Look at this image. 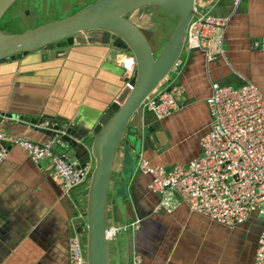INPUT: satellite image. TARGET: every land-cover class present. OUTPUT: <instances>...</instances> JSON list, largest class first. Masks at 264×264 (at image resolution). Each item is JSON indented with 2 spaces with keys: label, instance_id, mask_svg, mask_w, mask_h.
I'll list each match as a JSON object with an SVG mask.
<instances>
[{
  "label": "crops",
  "instance_id": "0c3cea01",
  "mask_svg": "<svg viewBox=\"0 0 264 264\" xmlns=\"http://www.w3.org/2000/svg\"><path fill=\"white\" fill-rule=\"evenodd\" d=\"M195 9L228 21L222 52L209 61L203 52L185 47L178 67L164 81L162 88L175 95L177 111L163 121L144 111L141 158L168 169L201 155L214 83H252L264 92V0H239L237 5L234 0H195ZM65 51H36L0 65V112L59 117L93 129L125 87L120 65L125 52L99 44ZM7 121L0 122V132L8 140L21 137L44 144L52 139ZM137 143V137L125 138L119 148L109 204L110 224L139 221L140 229L114 239L111 264H131L134 254L143 264H253L262 218L254 215L245 224L225 227L190 212L176 194L170 212L155 211L161 196L148 190L150 178L137 168L127 178ZM6 145L8 156L0 164V264H68L69 239L76 232V217L86 208L88 184L71 198L49 162L34 164L24 151Z\"/></svg>",
  "mask_w": 264,
  "mask_h": 264
},
{
  "label": "built area",
  "instance_id": "2783aa9c",
  "mask_svg": "<svg viewBox=\"0 0 264 264\" xmlns=\"http://www.w3.org/2000/svg\"><path fill=\"white\" fill-rule=\"evenodd\" d=\"M234 1L236 5L239 2ZM227 21L196 13L187 31L185 47L203 52L211 61L222 52L221 38ZM120 65L127 86L136 70L132 54L125 52ZM178 65L179 62L174 70ZM207 106L210 124L200 140V156L169 169L141 158L138 172L150 178L148 190L161 196L157 212H170L175 207L176 194L190 212L225 227H237L259 215L263 222L253 264H264V92L252 83L240 87L214 83ZM143 108L156 120L163 121L177 111L178 104L175 95L160 86ZM49 126L46 121L39 127ZM8 142L24 151L34 164L49 162L65 192L89 181L91 164L80 168L68 144L58 137L39 144L21 137L8 140L0 132V164L8 156ZM139 229V221L110 224L107 239L110 242L121 233H136ZM68 264H86L85 241L77 234L69 239ZM131 264L143 261L134 254Z\"/></svg>",
  "mask_w": 264,
  "mask_h": 264
},
{
  "label": "water",
  "instance_id": "95a60500",
  "mask_svg": "<svg viewBox=\"0 0 264 264\" xmlns=\"http://www.w3.org/2000/svg\"><path fill=\"white\" fill-rule=\"evenodd\" d=\"M17 1L0 0V65L20 60L36 51L58 52L57 55H60L68 47L85 44L112 45L132 54L135 59L134 78L93 129L86 131L59 117L36 119L0 112V122L3 119L11 123L16 121L36 132L60 138L68 144L80 168L94 163L88 176L86 208L80 211V217H76L73 224L75 234L79 236L86 229V264H111L107 229L110 225L109 195L116 157L125 138L137 137L133 167L127 175L130 179L141 159L143 104L166 81L181 59L188 28L196 17L195 0H97L67 18L9 34L1 29V21ZM148 7L178 19L172 37L157 57H154L149 45L154 33L140 29L129 21V15ZM46 121L50 124L48 128L39 127ZM78 187L70 191L71 198ZM128 212L134 219L132 212Z\"/></svg>",
  "mask_w": 264,
  "mask_h": 264
},
{
  "label": "rangeland",
  "instance_id": "374dc122",
  "mask_svg": "<svg viewBox=\"0 0 264 264\" xmlns=\"http://www.w3.org/2000/svg\"><path fill=\"white\" fill-rule=\"evenodd\" d=\"M94 1L97 0H18L2 19L1 29L9 34L21 33L56 20L67 18L81 11ZM129 21L140 29L154 33L149 45L154 57H157L172 37L178 19L169 16L163 11L148 7L129 15ZM111 195L112 188L110 190L109 203ZM117 203H121L120 198H118ZM109 218H112L110 204ZM122 235L124 233L118 236L121 237ZM84 241H86L85 236ZM114 243V240L110 241L109 247L114 245ZM122 247L121 245L120 248Z\"/></svg>",
  "mask_w": 264,
  "mask_h": 264
}]
</instances>
